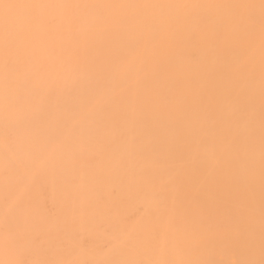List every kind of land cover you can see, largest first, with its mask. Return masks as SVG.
<instances>
[{
	"label": "bare ground",
	"instance_id": "1",
	"mask_svg": "<svg viewBox=\"0 0 264 264\" xmlns=\"http://www.w3.org/2000/svg\"><path fill=\"white\" fill-rule=\"evenodd\" d=\"M0 264H264V0H0Z\"/></svg>",
	"mask_w": 264,
	"mask_h": 264
}]
</instances>
